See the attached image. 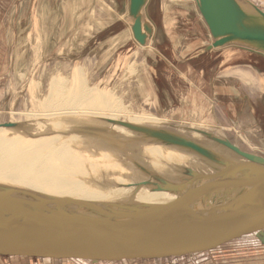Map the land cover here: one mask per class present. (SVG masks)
<instances>
[{
    "label": "rangeland",
    "instance_id": "374dc122",
    "mask_svg": "<svg viewBox=\"0 0 264 264\" xmlns=\"http://www.w3.org/2000/svg\"><path fill=\"white\" fill-rule=\"evenodd\" d=\"M237 1L254 16L259 17L257 6L264 10V0ZM128 4L129 0H0V124L24 123L25 117L21 115L45 99L50 78L70 77L72 66L83 72L82 83L72 91L78 95L83 82L89 84L50 129L51 136L44 149L46 159L49 157L44 175L52 176L55 169H64L74 170V175H82L80 178L87 175V179H94V175L105 174L111 166L121 177L128 176L126 164L102 166L105 159L99 145L103 148L106 136L102 132L111 125L109 122H118L119 127L152 129L159 120L157 117L166 121L162 128L168 131L200 122L199 128H205L218 139L264 158V56L248 52L251 47L242 43L204 51L213 39L196 0H147L146 13L143 10L141 15L151 21L154 32L151 37L148 35L145 45H139L129 28L133 19ZM229 51L243 56L237 61ZM223 53L228 55L227 61L220 60ZM203 59L210 62L207 69L202 68ZM242 71L252 76L254 83L244 74L252 88L230 77H238ZM115 105L129 109L120 113L116 107V117L100 116ZM250 105L254 108L252 113ZM87 127L101 129L102 134L99 132V137L93 138L73 133ZM1 132L0 155L6 131ZM219 147L231 154L232 161L240 159L229 149ZM7 155H3L0 165H6ZM66 182L69 183L67 180L61 183ZM49 190L70 198L58 188ZM208 261L264 264V231L213 248L209 254L185 256L183 260L98 264H205ZM0 264L90 263L0 257Z\"/></svg>",
    "mask_w": 264,
    "mask_h": 264
},
{
    "label": "water",
    "instance_id": "95a60500",
    "mask_svg": "<svg viewBox=\"0 0 264 264\" xmlns=\"http://www.w3.org/2000/svg\"><path fill=\"white\" fill-rule=\"evenodd\" d=\"M146 0H129L131 31L139 45L145 44L140 11ZM198 11L213 41L204 47L212 51L231 43L264 56V24L247 14L237 0H196ZM261 20L264 13L255 8ZM18 128L16 123L0 128ZM150 139L174 144L197 153L210 162L223 165L213 174L187 173L190 184L156 186L154 191L179 197L165 205L115 209L75 199L32 200L0 191V257L77 260L90 264L160 260L193 255L264 231V158L239 150L226 140L218 143L245 163H231L190 142L161 131H141ZM240 174L239 178L233 176ZM233 177V178H232ZM238 191L215 205L195 209L197 201L217 192ZM75 208L71 210L70 208ZM68 208V209H67Z\"/></svg>",
    "mask_w": 264,
    "mask_h": 264
},
{
    "label": "bare ground",
    "instance_id": "6f19581e",
    "mask_svg": "<svg viewBox=\"0 0 264 264\" xmlns=\"http://www.w3.org/2000/svg\"><path fill=\"white\" fill-rule=\"evenodd\" d=\"M144 6L141 11L145 10L146 13L147 7L144 8ZM141 11L139 14L141 20V32L146 36V43V41L149 39L148 35H150V37L152 36L154 28L151 24V21L144 19L143 15H141ZM245 12L249 15L254 16V14H250L247 11ZM262 12L264 13V11ZM255 17L259 23L263 24L259 17ZM132 24L133 22L129 24L130 31ZM33 47L35 46L33 45ZM235 52L236 51H229L228 53H232L233 56H236L238 61V58H241L243 55H237L238 52ZM225 54L226 53H223V55H221V61H225V57L228 60V55ZM209 64L210 62H208L206 59L202 60L203 69H207ZM72 67L74 68L72 69L71 76L69 75L70 77L66 78L65 76L61 75V73H58L56 75L61 76L51 77L49 83L47 81L48 86L46 85L47 91L45 99L40 103H34V106H32L33 109L31 111L21 115L25 117V122L22 124L16 122V124L20 125V127L0 128V136L2 134L1 131H6L5 146L3 148V151L1 152L0 160L3 158V155L8 153L6 165H0V191L7 190L8 192L10 191L11 193L15 194L16 197L28 200H32V198H30L28 195H33L37 196L38 198H44L47 200L75 199L109 206L115 209H125L127 207H145L150 205H165L171 203L179 197V194L177 195L171 192L162 191L156 192L154 191V188H156V186L164 185L167 183H179L184 186V190L182 191L183 193L185 190L190 189L192 184L189 183L191 177L187 173L194 172L199 174H213L214 169H222L223 165L216 164L212 161L210 162L203 156L187 150V148L174 144H166L165 142L156 139H150L145 134H142V132L140 133L138 131H134L128 128V125H125L120 128L122 131H126L122 132L123 134H119L120 130H103L102 132L101 129L88 127L79 129L77 131H74L73 133L84 134L86 136H92L93 138H98L99 136H97V133L99 132V134H107L104 140L105 160L102 161V166L106 163L115 164L117 166H121L122 164L123 166L124 164H131L132 166L128 169L133 172L129 174L127 173L126 175H128L129 178H131V175H133L132 178H136L139 175V177H142V180L137 181V183L132 182L126 184L123 183L125 182V179L123 178L118 180L115 173L107 177H102V175L100 178L94 177V179H87V175H84L85 177L80 178L78 176L82 175H79V173L74 175V170L70 171L64 169H55L52 173V176L44 175L46 162L48 161L47 159H49V157H47L46 159L44 149L46 148L45 146L48 142V137L51 136V127L60 116L64 115L67 112L69 107L77 100L79 95L82 94L89 86L88 82H86L85 79L82 78V80L84 79L85 82H83L82 85L80 84L81 88L78 91L79 94L77 95L76 92L72 91L77 86V84L82 83L80 77L83 75L81 68L75 66ZM242 73L244 72L242 71ZM248 75L251 81L254 83L252 76L250 74ZM41 86H43V84ZM261 86L262 82L260 80V90H262ZM28 94L30 95V93ZM116 107L118 108L120 113L124 110L127 111L128 108L115 105L112 110L106 111L100 116H108L109 118H113V116L116 117ZM21 116H19L18 119H20ZM93 117L97 116H91L92 119ZM157 118L159 119V117ZM130 127L136 128L137 130L140 129L141 131L148 130L144 127ZM189 129L190 126L189 128H180L176 131H168L164 129L149 130L161 131L171 134L173 138L190 141L214 153V155L224 161H228L231 163L246 162V160L241 157L238 161H232L233 157L227 151H224L219 147L220 144L217 140L218 137H216L214 134V136L211 134V137H205L201 130L195 131L193 128L191 130ZM202 142H204V144ZM234 146L237 147L236 145ZM141 162L146 163V165H143ZM207 163H209L210 165H208ZM78 164L79 163H77L76 165L77 167H79ZM93 170L95 172L96 168L94 167ZM80 172L83 171L81 170ZM168 174L172 176H169ZM239 176L240 174L233 177L239 178ZM64 178L65 181L67 180L69 181V183H61L65 182L64 180H62ZM204 182L205 181L196 183L194 182V184L192 185L195 188ZM51 188H58L62 193H66V195H69L70 198L59 196L60 194H56V192L50 191L49 189ZM237 193L238 191H234L233 193H231V191L227 192L225 190H221L217 192L216 195L209 196V198L206 200L202 199L197 201V203L193 207L195 209H204L206 208V206L210 207L211 205H215L220 201V199L224 198L225 196H235L237 195ZM70 209L75 210L74 207Z\"/></svg>",
    "mask_w": 264,
    "mask_h": 264
},
{
    "label": "crops",
    "instance_id": "0c3cea01",
    "mask_svg": "<svg viewBox=\"0 0 264 264\" xmlns=\"http://www.w3.org/2000/svg\"><path fill=\"white\" fill-rule=\"evenodd\" d=\"M258 7V6H257ZM264 11V10H263ZM242 73V72H241ZM247 76V75H246ZM227 77V76H226ZM230 77H233V78H235V79H237L239 82H241V84L243 85V86H246V87H250V88H252V86H251V84H250V81H249V79H248V77H245L244 76V73L242 74V75H240V76H238V77H236V76H230ZM245 78H246V80H245ZM249 109L251 110V113L253 112V106H249ZM161 118V117H160ZM160 118H159V120L156 122V124L154 125V128H152V129H150V130H161V129H163L162 127L163 126H165L164 124L166 123V121L165 122H163V120H162V118H161V121H160ZM192 122H193V120H192ZM111 125L110 126H107V130H111V131H113V130H120V132H122V130L120 129L121 127H119V123L118 122H109ZM200 123V122H199ZM199 123L197 122V123H191V126H192V128L195 130V131H199V130H201V132L204 134V136H211V133L210 132H207L206 131V129L205 128H199ZM190 125V124H189ZM129 126H131V125H129ZM138 127H140V126H138ZM146 128V127H145ZM189 128V127H188ZM191 127H190V129L189 130H191L192 129ZM147 129V128H146ZM149 130V129H148ZM119 132V134H121ZM206 133V134H205ZM107 135V134H106ZM110 136H111V134H110ZM106 137V136H105ZM105 137H104V140H105ZM150 142H152V141H150ZM203 144H204V142H202ZM98 145H99V143H98ZM103 148L99 145V151L102 149V153H104L105 152V141L103 142ZM237 146V145H236ZM46 147V146H45ZM238 147V146H237ZM239 148V147H238ZM239 150H241L240 148H239ZM242 151V150H241ZM143 165H145L146 163H144V162H141ZM132 165L131 164H126V172L127 173H131V172H133V171H131V170H129L128 168L129 167H131ZM110 169V171L108 170V171H106L105 172V174H101V175H99V176H97V174L96 175H94L95 177H98V178H100L102 175V177H107V176H110V175H112V174H114L115 173V175H116V177H117V179L119 180V179H125V182H123V183H132V182H134V183H137V181H140V180H142V177H139V175L136 177V178H132V176H131V178H129V176H123V177H121V175L122 174H118V170H116L114 167H111V166H108ZM146 167V166H145ZM169 175V174H168ZM170 176H172V175H170ZM120 182V181H119ZM123 185V184H122ZM251 236V235H250ZM258 237H256V238H258V240H261V236H259V235H257ZM255 238V239H256ZM244 239V238H243ZM228 244V243H227ZM221 246H223V245H221ZM225 246V245H224ZM213 251V249H211V250H207V251H205V254H209V252L211 253ZM202 254H203V252H201ZM198 254H200V253H194L193 255H198ZM193 255H184V256H179V257H174V258H169V259H178V260H183L184 258H185V256H193ZM166 259H168V258H166ZM162 260V259H161ZM126 262H128V261H126ZM104 263H107V262H104ZM113 263H115V262H113ZM117 263H120V262H117ZM205 264H217L215 261L213 262V261H208L207 263H205Z\"/></svg>",
    "mask_w": 264,
    "mask_h": 264
}]
</instances>
